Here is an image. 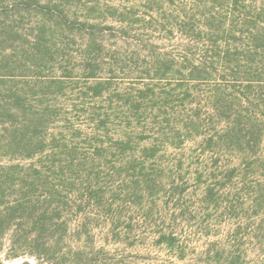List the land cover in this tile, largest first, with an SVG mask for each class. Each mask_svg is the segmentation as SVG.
I'll list each match as a JSON object with an SVG mask.
<instances>
[{"label":"rangeland","instance_id":"obj_1","mask_svg":"<svg viewBox=\"0 0 264 264\" xmlns=\"http://www.w3.org/2000/svg\"><path fill=\"white\" fill-rule=\"evenodd\" d=\"M0 217V264H264V0H0Z\"/></svg>","mask_w":264,"mask_h":264},{"label":"trees","instance_id":"obj_2","mask_svg":"<svg viewBox=\"0 0 264 264\" xmlns=\"http://www.w3.org/2000/svg\"><path fill=\"white\" fill-rule=\"evenodd\" d=\"M48 215H49V211H44L40 213V215L38 216V220L34 221L36 217L35 214L32 213V211L28 209L26 204L18 203L16 204V206H12L8 208V213L6 214L5 217L8 218L7 220L8 228H10L13 225V220L15 219H19L21 221H25L24 219H27L28 223H31V224L35 222L36 224L35 223L33 224L35 227H37V225L41 223V220H42V224L39 226V230L41 231L43 226L48 225L46 224L48 220ZM50 215H52V217L50 218L55 217L53 214H50ZM2 220L3 218L0 217V224L3 222ZM50 248H52V246L47 243L37 244L36 246L33 247L36 253L37 252L42 253L44 251L43 252L44 254H49ZM26 264H30V263H26Z\"/></svg>","mask_w":264,"mask_h":264}]
</instances>
